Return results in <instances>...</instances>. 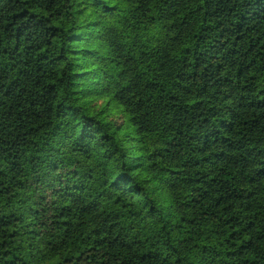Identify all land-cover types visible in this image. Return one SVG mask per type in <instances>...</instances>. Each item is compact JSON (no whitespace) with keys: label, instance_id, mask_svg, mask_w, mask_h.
<instances>
[{"label":"trees","instance_id":"1","mask_svg":"<svg viewBox=\"0 0 264 264\" xmlns=\"http://www.w3.org/2000/svg\"><path fill=\"white\" fill-rule=\"evenodd\" d=\"M0 264H264V0H0Z\"/></svg>","mask_w":264,"mask_h":264}]
</instances>
